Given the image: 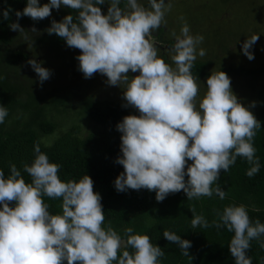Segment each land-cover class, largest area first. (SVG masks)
<instances>
[{"label":"clouds","instance_id":"clouds-1","mask_svg":"<svg viewBox=\"0 0 264 264\" xmlns=\"http://www.w3.org/2000/svg\"><path fill=\"white\" fill-rule=\"evenodd\" d=\"M105 2L109 7L102 14L99 5ZM122 2L124 9L119 7ZM64 6L77 14L52 20L44 31L80 50L75 59L84 78L93 73L105 76L108 85L123 89L122 107L138 112L115 125L121 134L115 162L123 167L113 181L117 192L147 189L155 191L157 202L181 190L188 200L213 194L223 200L226 192L213 185L238 156L250 165L245 171L249 178L260 170L253 138L261 123L249 110L255 102L242 105L230 88V78L220 70L206 78V91L196 102L199 79L190 70L196 57L205 55L204 49L197 50L204 37L191 35L186 23L179 35L172 33L174 68L147 39L166 24L172 0H146V6L141 0H48L44 4L26 0L22 10L9 6L0 15L7 20L14 12L17 20L23 15L38 21L49 17L51 9ZM9 28L24 31L17 22ZM31 31L37 32L34 27ZM257 39L258 34H252L240 46L248 60L254 58L250 49ZM27 63L40 83L49 78L42 62ZM129 70L139 74L129 77ZM7 115V108L0 105V124ZM33 152L31 163L22 165L30 182H25L15 164L8 165L7 176L0 170V264H161L165 253L147 235L129 227L122 239L104 225L101 196L93 191L89 175L62 180L60 164L50 162L39 144L33 145ZM44 197L59 199L61 211L51 214ZM216 215L210 225L203 215L192 213L191 226L224 227L233 233L227 247L234 264H252L246 253L253 239L264 248L260 240L264 223L250 221L242 204L226 205ZM162 235L191 260V241L167 230Z\"/></svg>","mask_w":264,"mask_h":264},{"label":"trees","instance_id":"trees-1","mask_svg":"<svg viewBox=\"0 0 264 264\" xmlns=\"http://www.w3.org/2000/svg\"><path fill=\"white\" fill-rule=\"evenodd\" d=\"M25 4L26 0H0L1 13L9 6L13 10H22ZM22 18L23 15L19 20ZM49 20L61 21L52 18ZM14 21H17L14 12H9L7 20L0 15V34ZM21 56L22 53L12 59H19ZM206 67L205 62H193L190 71L194 77H208L211 72ZM222 71L231 72L233 69ZM244 72L257 78L264 74V66L256 70L246 69ZM5 87L6 85L0 84V105L5 106L8 111L4 123L0 124V170L7 176L8 165L15 164L25 182H30V177L23 172L22 165L31 163L35 155L33 145L39 144L41 152L48 156L50 162L61 165L58 175L62 180H77L85 173L89 175L93 181V191L101 196L104 225H110L122 239L124 229L129 227L135 233L147 235L165 253L160 258L161 264H234V258L227 247L233 233L224 227L192 228V213L203 215L211 225L217 219V211H222L224 206L242 204L247 209L250 221L259 220L264 223V83L256 92L258 105L254 114L261 123V129L256 131L253 138L260 170L249 178L245 171L250 165L238 156L227 172L221 170L213 185H219L226 192L223 200L215 194L212 197L202 196L188 200L181 190L168 194L160 202L155 200V191L128 189L126 192H117L114 188V179L123 171V167L115 162L120 155L121 135L115 125L126 115H136L133 108L122 107V103L113 100L88 97L83 101V108L87 116L95 122L94 127L80 135L79 126L73 125L53 143L45 145L40 136L51 132L54 123L44 117L43 107L36 109L32 104L28 105L24 99L14 94L13 88ZM43 199L51 214L61 211L59 199ZM9 206H12V202H9ZM165 230L191 241L188 249L191 260L181 255L179 248L163 237ZM260 240H264V236ZM124 250L131 251L130 248ZM246 255L251 258L252 264H264V248L255 239L250 241Z\"/></svg>","mask_w":264,"mask_h":264},{"label":"rangeland","instance_id":"rangeland-1","mask_svg":"<svg viewBox=\"0 0 264 264\" xmlns=\"http://www.w3.org/2000/svg\"><path fill=\"white\" fill-rule=\"evenodd\" d=\"M47 2L39 0L40 4ZM141 3L146 6V0H141ZM99 7L104 14L109 5L105 2ZM119 7L123 9V6ZM50 12L51 15L42 20L33 21L24 16L14 21L24 30L22 32L10 30L8 25L0 34V77H3L0 84L6 85L7 89L13 88L14 94L28 105L32 104L36 109L43 107L44 117L54 123L51 132L40 136L45 145L53 143L73 125L79 126L80 135L94 127L95 122L84 111V99H108L124 104L123 89L108 85L107 78L99 73L84 78L75 59L80 50L69 48L63 39L59 40L54 33L49 35L44 31L50 26L49 18L62 20L65 15L75 16V10L64 6ZM164 20L166 24L157 29L165 38L164 46L161 49L156 47L158 56L175 67L170 60L175 42L172 33L179 35L182 24L186 23L191 35L204 37L197 50L204 49L205 55L197 56L194 62H205L209 72L233 69L225 72L230 78V88L242 105L249 106L255 102L254 107H249L254 115L258 105L256 92L264 83V74L255 78L244 70L264 66V0H172ZM33 27L36 33L31 31ZM252 34H258V39L250 49L254 58L248 60L241 53L240 46ZM147 39L151 43L160 40L151 35ZM21 53V58L12 59ZM30 59L42 62V66L50 71L47 80L38 81L27 63ZM133 74L136 76L139 73ZM127 75L134 77L130 72ZM206 78H198L197 104L206 91Z\"/></svg>","mask_w":264,"mask_h":264},{"label":"flooded vegetation","instance_id":"flooded-vegetation-1","mask_svg":"<svg viewBox=\"0 0 264 264\" xmlns=\"http://www.w3.org/2000/svg\"><path fill=\"white\" fill-rule=\"evenodd\" d=\"M121 6H123V9L125 8V5L124 3L122 2L120 4ZM151 36L153 38H159L160 40H157V41H154L152 44L157 47L158 49H161L163 46H164V43H165V38H162L161 34L158 33V31L156 30L154 33L151 34ZM131 73V75L134 76L133 72L129 71Z\"/></svg>","mask_w":264,"mask_h":264}]
</instances>
